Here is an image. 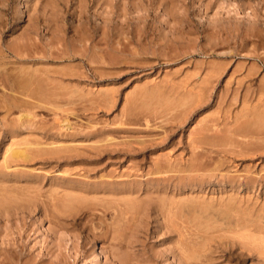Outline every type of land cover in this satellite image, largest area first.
I'll use <instances>...</instances> for the list:
<instances>
[{
	"label": "rangeland",
	"instance_id": "obj_1",
	"mask_svg": "<svg viewBox=\"0 0 264 264\" xmlns=\"http://www.w3.org/2000/svg\"><path fill=\"white\" fill-rule=\"evenodd\" d=\"M19 263L264 264V0H0V264Z\"/></svg>",
	"mask_w": 264,
	"mask_h": 264
},
{
	"label": "bare ground",
	"instance_id": "obj_2",
	"mask_svg": "<svg viewBox=\"0 0 264 264\" xmlns=\"http://www.w3.org/2000/svg\"><path fill=\"white\" fill-rule=\"evenodd\" d=\"M18 48V47H17ZM20 48V47H19ZM28 49V48H27ZM10 52V51H9ZM12 52V51H11ZM23 52V51H22ZM30 54V53H29ZM14 56L15 57H17V58H15V59H17V61H19V62H23L24 60H19L18 59V57L19 58H22L23 57V55H21L19 52H14ZM22 56V57H21ZM25 57V56H24ZM28 57V56H27ZM29 57H30V55H29ZM23 59V58H22ZM28 59V58H27ZM28 63V62H27ZM26 70V71H25ZM25 70H21L19 73H22L23 74V76L24 77H26V78H24L23 80L25 81V85L22 87V89L24 90V91H17V88H16V90H14L15 92H17V93H19V94H21V96H23V97H30V96H35L36 94L35 93H37V91L33 88V89H31V90H29L30 89V87L33 85V83L34 82H32V77H33V75L35 74V72H27L28 70L27 69H25ZM43 71V70H42ZM50 73V72H49ZM29 76V77H28ZM31 77V78H30ZM43 80V79H42ZM41 80V81H42ZM44 80H45V82H46V78H44ZM13 83V85H12V87H14L15 85H16V82L14 81V82H12ZM19 83V82H18ZM48 83V82H47ZM20 84V83H19ZM34 84H36V82L34 83ZM2 86V85H1ZM17 87V86H16ZM44 87V86H43ZM15 88V87H14ZM13 88V89H14ZM21 90V89H20ZM43 91H45L44 89H43ZM20 92H23V93H20ZM25 92V93H24ZM47 92V91H46ZM29 93V94H28ZM35 94V95H34ZM50 94H51V92H50ZM67 94V93H66ZM16 100V99H15ZM31 100V99H30ZM34 101V100H33ZM14 103V102H13ZM23 104V103H22ZM36 105V104H35ZM17 106V105H16ZM27 106V105H26ZM26 106H24L25 108H26ZM23 107V106H22ZM21 108V107H20ZM19 108V109H20ZM17 109H18V107H17ZM22 112L23 111H25V110H21ZM27 147V146H26ZM46 147V146H45ZM18 149V148H17ZM16 149V150H17ZM23 149V148H22ZM29 149V148H28ZM12 150V149H11ZM25 151V150H24ZM11 152V151H10ZM11 154H13V155H15V156H22L23 158H25V159H27L28 158V155L29 154H27V153H25V152H23V151H20V150H18V151H15V152H13V153H11ZM13 155H12V157H13ZM30 156V155H29ZM159 172V171H158ZM103 186V185H102ZM13 188V187H12ZM4 189V188H3ZM106 189V188H105ZM112 190V189H111ZM25 191V190H24ZM98 192V191H97ZM107 192V191H106ZM69 193V192H68ZM40 196V195H39ZM71 196V195H70ZM74 197V196H73ZM23 198V197H22ZM67 198V197H66ZM68 199V198H67ZM75 199V198H74ZM9 200V199H8ZM73 200V198L71 199V201ZM67 201V200H66ZM78 201V200H77ZM123 201V200H122ZM8 202H10V200L8 201ZM70 202V201H69ZM73 203V202H72ZM136 203V202H135ZM140 203V202H139ZM65 206V205H64ZM73 207V206H72ZM65 208V207H64ZM63 209V208H62ZM133 209H134V206H133ZM74 212V211H73ZM249 213V212H248ZM247 213V214H248ZM245 214V213H244ZM246 216V215H245ZM57 218V217H56ZM250 218V217H249ZM57 220H59V219H57ZM58 222V221H57ZM74 222V221H73ZM246 222V221H245ZM245 222H243V223H245ZM256 223V222H255ZM61 224V223H60ZM72 224V223H71ZM114 223H112L110 226H109V229H111L110 231L112 232V234L111 235H113V233L115 232V230L113 229V225ZM55 225V224H54ZM112 226V227H111ZM241 226V225H240ZM240 226H238V227H240ZM251 226H252V224L249 222V221H247L245 224H243L242 225V227H243V230H244V232H245V238L246 239H248L249 240V245L250 244H254L255 246H257V247H259V248H263V245H261V243L263 242V238H261V237H259V238H257V236L256 235H254L256 232H257V230L255 231V233H254V231H252L251 230ZM254 226V225H253ZM252 226V227H253ZM258 226L259 225H257V228L256 229H259L258 228ZM85 227V226H84ZM63 228H65V227H63ZM62 228V229H63ZM105 228H106V226H105ZM105 228H104V230H105ZM109 229H107L106 228V230L105 231H108ZM60 230V229H59ZM83 231V230H82ZM88 232H87V234H86V239H85V242H84V246L85 245H90L91 243H95L99 238H101V237H103V239H104V236H101V235H106L105 233L106 232H103V234L102 233H100V234H97L96 232H94L93 231V229L91 230V229H89L88 228V230H87ZM114 231V232H113ZM109 232V231H108ZM110 232V233H111ZM243 233V232H242ZM60 234H61V232H60ZM258 234V233H257ZM260 234V233H259ZM236 235V234H235ZM65 236V235H64ZM109 237H110V240H113V239H115V237L113 238V236H110V234L108 235ZM107 236V237H108ZM102 239V238H101ZM116 239H117V237H116ZM100 240V239H99ZM107 240H109V239H107ZM262 240V241H261ZM78 241V240H77ZM46 243V242H45ZM115 245V244H114ZM83 246V247H84ZM82 247V248H83ZM254 247V246H253ZM73 248V247H72ZM75 250V249H74ZM85 250V249H84ZM205 250V249H204ZM203 250V251H204ZM261 251V250H260ZM81 252V251H80ZM91 252V251H90ZM16 253V252H15ZM78 254V253H77ZM83 254V253H82ZM12 255V254H11ZM112 255V254H111ZM261 255H263V254H261ZM55 256V255H54ZM91 256V255H90ZM205 257V256H204ZM88 258H89V256H88ZM93 261V260H92ZM95 262V261H94ZM20 264V263H19Z\"/></svg>",
	"mask_w": 264,
	"mask_h": 264
}]
</instances>
